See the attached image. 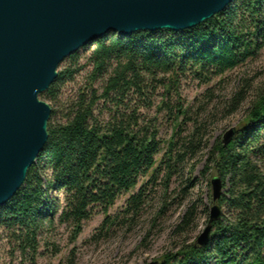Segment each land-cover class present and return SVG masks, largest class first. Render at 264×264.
Listing matches in <instances>:
<instances>
[{"label":"trees","instance_id":"trees-1","mask_svg":"<svg viewBox=\"0 0 264 264\" xmlns=\"http://www.w3.org/2000/svg\"><path fill=\"white\" fill-rule=\"evenodd\" d=\"M263 49L264 0H235L191 30L109 33L67 58L41 100L57 101L84 69V52H89L86 65L93 68L90 81L63 110L51 109L45 150L21 189L0 207V238L5 234L21 248H34L46 223L57 219L79 234L98 211L104 219L96 240L105 239L112 229L132 226L149 187L159 182L167 187L181 166L207 150L203 124L186 117V110L180 114L181 106L169 101L162 102V110L168 113L173 134L159 139L157 120L141 112L152 107L155 90L161 88L165 99L187 76L207 84L255 59ZM104 75L100 92L94 84ZM249 87L246 83L227 102L228 115L247 100ZM207 156L202 174L215 171L225 190L217 202L221 219L212 223L205 247L184 241L158 264H264V88L254 94L246 121L232 141L223 146L218 140ZM56 193L61 194V205L53 198ZM126 196L124 205L110 215ZM198 209L196 203L187 208L176 228L180 235L195 223Z\"/></svg>","mask_w":264,"mask_h":264},{"label":"water","instance_id":"water-1","mask_svg":"<svg viewBox=\"0 0 264 264\" xmlns=\"http://www.w3.org/2000/svg\"><path fill=\"white\" fill-rule=\"evenodd\" d=\"M234 1L0 0V207L21 189L48 144L52 110L40 96L67 58L109 33L191 30ZM236 132L232 128L223 135V146ZM210 184L213 205L196 238L198 247L210 242L212 223L222 216L221 179Z\"/></svg>","mask_w":264,"mask_h":264},{"label":"rangeland","instance_id":"rangeland-1","mask_svg":"<svg viewBox=\"0 0 264 264\" xmlns=\"http://www.w3.org/2000/svg\"><path fill=\"white\" fill-rule=\"evenodd\" d=\"M89 52L82 54L80 61L84 69L75 77L74 81L66 85L60 92L55 103L45 101L51 109L59 112L75 99L79 91L90 81L93 72L91 65H86ZM110 68L108 72H110ZM95 84L101 92L102 79ZM249 84L247 100L239 110L228 115L227 102L243 87ZM264 88V49L253 60L225 73L221 77L203 84L192 76L179 79L176 91L163 98V90L158 88L153 95V104L149 110L141 111L148 118H155L159 130V139L168 140L173 134L174 127L162 110V102L169 101L171 105L188 111V118H196L205 128L207 150L190 162H186L178 169L167 187L160 184L149 187L142 213L132 226L126 225L119 229H112L103 240H96L97 228L104 219L101 212H97L82 226L81 232L76 234L71 224H61L54 220L46 223L38 234L34 248L20 245L10 240L5 234L0 238V264H149L161 261L163 256L173 252L175 247L184 242L196 241L204 230L212 207L211 180L218 177L215 171L207 175L202 172L206 166L209 149L230 129L240 128L246 121L247 110L254 94ZM177 93V95H175ZM44 101V100H43ZM99 109L102 102H99ZM97 113H99L97 111ZM106 115L103 114V117ZM60 118V113L58 114ZM171 117L174 118V115ZM180 119H184L182 116ZM188 127V126H187ZM186 128V126H185ZM192 166H194L192 168ZM195 187L190 189L189 186ZM225 190H222V194ZM186 195L185 199L180 200ZM60 200L61 194L53 195ZM126 197L120 198L109 211L115 214L125 203ZM193 203L198 204V214L195 223L188 233L180 235L176 228L181 223L184 214ZM208 212H204V208Z\"/></svg>","mask_w":264,"mask_h":264}]
</instances>
